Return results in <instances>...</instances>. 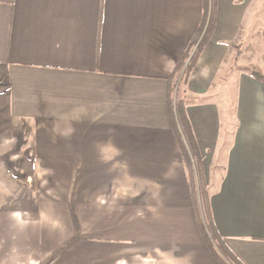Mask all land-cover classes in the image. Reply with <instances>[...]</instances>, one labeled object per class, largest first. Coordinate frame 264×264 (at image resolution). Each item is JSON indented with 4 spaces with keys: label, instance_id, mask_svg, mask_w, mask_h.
Segmentation results:
<instances>
[{
    "label": "crops",
    "instance_id": "crops-1",
    "mask_svg": "<svg viewBox=\"0 0 264 264\" xmlns=\"http://www.w3.org/2000/svg\"><path fill=\"white\" fill-rule=\"evenodd\" d=\"M210 3L0 0L3 99L30 133L12 176L35 182L0 208V264H220L209 224L224 264H264V0H213L178 91L193 170L169 117Z\"/></svg>",
    "mask_w": 264,
    "mask_h": 264
},
{
    "label": "trees",
    "instance_id": "trees-1",
    "mask_svg": "<svg viewBox=\"0 0 264 264\" xmlns=\"http://www.w3.org/2000/svg\"><path fill=\"white\" fill-rule=\"evenodd\" d=\"M205 1V0H204ZM210 13L208 17H206L205 9L202 14V18L200 24L198 26L197 34L193 37L190 41V51H188L181 59L180 65H178L176 69V73L174 72L173 77V86L170 89V100L168 101V110H169V117L172 125V130L181 142V150L182 154L186 158V165L188 170H193L192 159L195 158V146H194V139L192 135V131L190 125L188 123L185 108L181 104L180 101L173 99V91H175V87L177 86V81L180 84L181 82H187L196 63L200 56V53L211 34L212 31V24H213V14H212V5L213 0H210ZM206 3L204 4V6ZM206 7V6H205ZM204 7V8H205ZM178 84V85H179ZM177 90H179L177 88ZM178 91H176L177 93ZM177 96V95H176ZM198 192L200 197L203 198L205 194V190L202 188H198ZM200 230L204 235V241L206 246L211 251L213 256L218 260L220 264H224L220 259L217 258L215 251L212 248L211 241H216L217 235L215 234L213 227L211 224L208 225L207 231L200 226ZM208 233V234H207ZM232 264H239L235 260H231Z\"/></svg>",
    "mask_w": 264,
    "mask_h": 264
},
{
    "label": "rangeland",
    "instance_id": "rangeland-1",
    "mask_svg": "<svg viewBox=\"0 0 264 264\" xmlns=\"http://www.w3.org/2000/svg\"><path fill=\"white\" fill-rule=\"evenodd\" d=\"M176 83V90L173 91V99L175 101L178 100L179 96L178 92L176 93V91H179L177 88L180 89L182 82L179 84L177 81ZM2 85L3 82L0 79V208L3 207L10 210L14 208V202L19 205H21V201L24 202V199H19L16 189L17 192L22 191L26 193L23 197L27 198L26 195L29 193L28 187H33L35 182L32 177H30L29 182H25L18 181V179L15 180L12 176L13 172L17 174H22L23 172L31 174L30 165L26 164L23 169L20 167L19 160L21 158L17 154L18 150L22 148L21 146L28 145L30 133L20 122L11 120L7 114L6 104L3 99L4 95L2 94ZM24 180H26L25 177Z\"/></svg>",
    "mask_w": 264,
    "mask_h": 264
}]
</instances>
